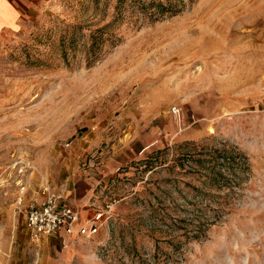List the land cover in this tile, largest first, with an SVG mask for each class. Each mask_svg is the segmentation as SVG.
Instances as JSON below:
<instances>
[{
    "label": "rangeland",
    "instance_id": "374dc122",
    "mask_svg": "<svg viewBox=\"0 0 264 264\" xmlns=\"http://www.w3.org/2000/svg\"><path fill=\"white\" fill-rule=\"evenodd\" d=\"M133 1L37 0L0 34V264H264V0L155 21ZM222 154L215 185L187 162ZM44 184L115 206L92 238L34 242Z\"/></svg>",
    "mask_w": 264,
    "mask_h": 264
},
{
    "label": "built area",
    "instance_id": "2783aa9c",
    "mask_svg": "<svg viewBox=\"0 0 264 264\" xmlns=\"http://www.w3.org/2000/svg\"><path fill=\"white\" fill-rule=\"evenodd\" d=\"M172 111L177 113L175 108ZM42 189L43 202L39 206L30 205L25 213L26 231L34 242L52 235L65 236L72 242L82 237L92 238L105 226L115 206V202H111L98 211L83 215L78 208L62 204L59 197L50 192L47 184H44ZM19 190L20 195L25 193L23 186H20ZM20 203L21 197H18L17 204L20 205Z\"/></svg>",
    "mask_w": 264,
    "mask_h": 264
},
{
    "label": "trees",
    "instance_id": "16d2710c",
    "mask_svg": "<svg viewBox=\"0 0 264 264\" xmlns=\"http://www.w3.org/2000/svg\"><path fill=\"white\" fill-rule=\"evenodd\" d=\"M133 5L135 8L142 14H146L149 20L155 21L159 19L162 15L163 12L166 10H170L172 8L171 2L169 0L161 1V0H134ZM120 7V2H117V5L115 6L114 10L117 13L119 11ZM99 33L98 30H94V32L91 34V45L90 48L96 45V35ZM190 159L187 160V162H191L190 166L192 167L193 164L192 162L195 161V165L199 167L201 170H206L205 176L209 181L210 185H215L220 182V180L224 176V171L223 167H229L232 166L235 162L234 158L230 155H211L208 160H193L192 157H189ZM221 158V164L219 163V160ZM197 161V162H196ZM183 160L180 159L179 157L175 159H171L169 161V165L171 167H179L182 166ZM218 166V168L216 167ZM153 168H151L152 171ZM178 224V221L174 220V223H172V226L175 228V226Z\"/></svg>",
    "mask_w": 264,
    "mask_h": 264
},
{
    "label": "crops",
    "instance_id": "0c3cea01",
    "mask_svg": "<svg viewBox=\"0 0 264 264\" xmlns=\"http://www.w3.org/2000/svg\"><path fill=\"white\" fill-rule=\"evenodd\" d=\"M34 1L37 0H0V34L17 31Z\"/></svg>",
    "mask_w": 264,
    "mask_h": 264
}]
</instances>
